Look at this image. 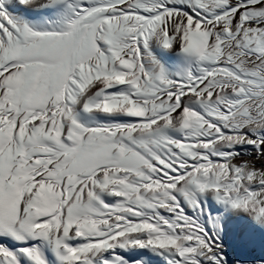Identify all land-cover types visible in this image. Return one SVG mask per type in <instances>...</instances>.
<instances>
[{"label":"snow or ice","instance_id":"6c2138e0","mask_svg":"<svg viewBox=\"0 0 264 264\" xmlns=\"http://www.w3.org/2000/svg\"><path fill=\"white\" fill-rule=\"evenodd\" d=\"M226 215L264 226V0H0V264H230Z\"/></svg>","mask_w":264,"mask_h":264},{"label":"rangeland","instance_id":"374dc122","mask_svg":"<svg viewBox=\"0 0 264 264\" xmlns=\"http://www.w3.org/2000/svg\"><path fill=\"white\" fill-rule=\"evenodd\" d=\"M223 239L230 264H255L264 259V226L244 216L240 221H229ZM226 225V224H225Z\"/></svg>","mask_w":264,"mask_h":264},{"label":"bare ground","instance_id":"6f19581e","mask_svg":"<svg viewBox=\"0 0 264 264\" xmlns=\"http://www.w3.org/2000/svg\"><path fill=\"white\" fill-rule=\"evenodd\" d=\"M168 63L170 65L173 64V63H175V58L174 57L168 58ZM242 217H244V215H239V216H236V215H226L225 218L222 221V228L225 230L226 227L228 226V229H230L229 221L231 219H233V218H234V221H240L242 219Z\"/></svg>","mask_w":264,"mask_h":264},{"label":"flooded vegetation","instance_id":"af4514ba","mask_svg":"<svg viewBox=\"0 0 264 264\" xmlns=\"http://www.w3.org/2000/svg\"><path fill=\"white\" fill-rule=\"evenodd\" d=\"M224 239V238H223ZM225 240V239H224Z\"/></svg>","mask_w":264,"mask_h":264}]
</instances>
